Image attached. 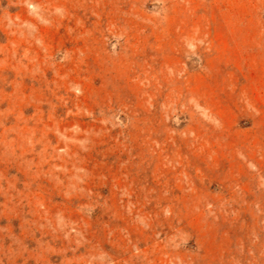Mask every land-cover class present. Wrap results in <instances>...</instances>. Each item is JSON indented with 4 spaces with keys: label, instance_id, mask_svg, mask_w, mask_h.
I'll return each mask as SVG.
<instances>
[{
    "label": "rangeland",
    "instance_id": "1",
    "mask_svg": "<svg viewBox=\"0 0 264 264\" xmlns=\"http://www.w3.org/2000/svg\"><path fill=\"white\" fill-rule=\"evenodd\" d=\"M0 264H264V0H0Z\"/></svg>",
    "mask_w": 264,
    "mask_h": 264
}]
</instances>
